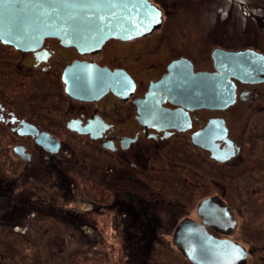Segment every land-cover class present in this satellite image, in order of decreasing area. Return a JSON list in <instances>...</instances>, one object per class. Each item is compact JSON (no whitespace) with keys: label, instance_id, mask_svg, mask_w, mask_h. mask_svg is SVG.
Segmentation results:
<instances>
[{"label":"flooded vegetation","instance_id":"af4514ba","mask_svg":"<svg viewBox=\"0 0 264 264\" xmlns=\"http://www.w3.org/2000/svg\"><path fill=\"white\" fill-rule=\"evenodd\" d=\"M263 15L253 12L264 35ZM153 38H111L89 53L56 37L34 48L0 39V264H47V253L36 261L41 248L73 264L68 241L76 252L84 239L121 254L120 264H156L162 249L184 253L176 238L186 221L242 245L249 256L239 264H264V254L250 263L254 250L235 236L244 208L260 202L252 186L245 197L240 177L264 174V81L232 77L229 103L224 91H205L203 104L151 93L182 57L195 73L216 72L212 54L201 67L166 44L163 57L155 51L165 34ZM247 47L264 54V45ZM75 63L118 73L114 89L73 96L66 77L79 75L68 74Z\"/></svg>","mask_w":264,"mask_h":264},{"label":"water","instance_id":"95a60500","mask_svg":"<svg viewBox=\"0 0 264 264\" xmlns=\"http://www.w3.org/2000/svg\"><path fill=\"white\" fill-rule=\"evenodd\" d=\"M163 23L162 9L152 0H0V39L21 48H34L47 37L59 38L80 52H95L111 38L144 37ZM216 72L193 71L187 58L174 60L169 72L150 86L151 93L170 98L186 95L196 103L224 91L227 103L234 99L232 77L244 82L264 81V54L254 48L212 52ZM68 91L87 98L114 89L118 73L95 65L75 63L68 69ZM227 84V91L224 84ZM222 87V88H220ZM147 96L153 99V94ZM219 98H216V101ZM202 205H206L203 202ZM176 244L193 264H239L249 253L231 239H220L191 221L183 222Z\"/></svg>","mask_w":264,"mask_h":264},{"label":"rangeland","instance_id":"374dc122","mask_svg":"<svg viewBox=\"0 0 264 264\" xmlns=\"http://www.w3.org/2000/svg\"><path fill=\"white\" fill-rule=\"evenodd\" d=\"M161 1L166 5L167 12L165 15L160 5L155 1L153 2L162 9L163 23L148 35L157 39L161 33L165 34L166 43L164 42L161 47H157V51H155L157 54L161 49L159 52L163 57L166 56L163 52L166 51L167 44L170 50L172 49V53L185 54L190 57L194 56L201 64V67H203V64H209V59L207 60L206 57L210 56L215 48L241 50L250 48L247 46L255 45L256 43L264 45V35L256 25V19L253 16V12L258 14L264 13V0ZM258 32L261 34L259 35V39L256 40L253 37L259 34ZM149 42L151 40H148L147 44ZM168 47L167 50L169 49ZM156 54L153 56L154 59L157 57ZM148 58V55L145 56V59ZM252 160V163H256L254 158ZM255 165L257 166V163ZM255 170L258 169L255 168ZM252 174L258 176V179H256L258 183L253 182L250 176ZM245 175L240 177L243 186H245V197H251V188L248 187L252 186L253 192L255 191L254 201L258 197L257 200L260 202L258 205L252 204V206L244 208L243 215L240 214V225L242 226L236 231L235 236L236 239L244 243L248 248L254 250V254L249 258V262L255 263L264 254V174L258 172ZM170 239L172 240V238ZM110 241L109 237L105 238L106 246ZM89 242L88 244L87 239H84L82 250L75 252V250L70 251L71 246H74L75 242L68 241L69 244L66 252L67 254L71 252L69 255L71 263L112 264V262H117V264H120L124 261V257L121 254L108 255L106 252L97 251L94 249L90 239ZM36 245L39 246L40 244L37 243ZM173 246H175L174 243ZM256 248L257 251L255 253ZM30 249L26 247L25 253L23 252V255H25L23 257H26L24 259L25 262H30L31 260L29 259L30 255H28V253H31ZM169 249L161 250L163 252L158 255L156 264H193L184 253L177 249L173 251ZM38 251L40 252L35 255L36 261L38 259L42 260V254L44 256L47 253V261L45 263L59 264L62 262L60 255L55 256L53 260L50 259L48 248L47 250L41 248Z\"/></svg>","mask_w":264,"mask_h":264},{"label":"bare ground","instance_id":"6f19581e","mask_svg":"<svg viewBox=\"0 0 264 264\" xmlns=\"http://www.w3.org/2000/svg\"><path fill=\"white\" fill-rule=\"evenodd\" d=\"M259 82H261V81H259Z\"/></svg>","mask_w":264,"mask_h":264}]
</instances>
